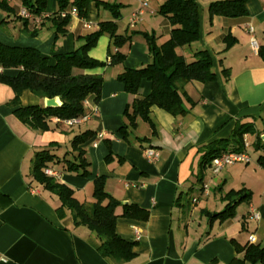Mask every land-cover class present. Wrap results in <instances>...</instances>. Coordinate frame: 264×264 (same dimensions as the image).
<instances>
[{
    "label": "crops",
    "instance_id": "obj_1",
    "mask_svg": "<svg viewBox=\"0 0 264 264\" xmlns=\"http://www.w3.org/2000/svg\"><path fill=\"white\" fill-rule=\"evenodd\" d=\"M101 1L117 4L119 12L125 4L121 0H91L87 16H71L67 35L58 39L49 20L39 26L34 37L21 30L15 34L12 26L15 21L23 23V20L16 14L8 15L0 10V41L32 46L46 56L70 52L81 44L78 36L96 30L98 21L115 20L109 9L97 5ZM212 1L215 0L197 2L200 35L191 44L209 50L217 79L184 85L183 89L194 104L187 103L189 110L181 118L153 108L151 117L157 135L151 136L148 124L138 123L136 134L150 138L144 145L158 152L155 160L145 157L137 140L126 143L115 132L122 123L125 106L133 100V95L124 90L116 75L124 68L141 67L150 61L144 32L157 36L158 43L168 37L169 26L165 20L149 19L155 15L157 7L154 9L148 5L144 8L141 14L144 16L142 19L140 16L133 26L129 25V17L139 9L138 0L125 17L119 15L121 21L117 23V34L131 36L130 41L120 48L125 58L118 65L106 64L100 68L101 97L94 101L90 96L85 101L86 112L96 103L97 115H90L80 124L66 126L59 123L55 130L33 131L14 116L6 103L12 97V91L8 86L0 85V264H114L98 254V241L93 235L82 226H73L69 213L63 218L57 216L55 208L59 202L52 194L30 184L29 169L35 148L56 142L62 146L58 151L61 154L69 147L72 136L86 129L95 131V136L86 145L91 175H71L62 172L60 165H53L50 169L60 182L74 189L79 201L92 202L93 178L105 175V189L112 196L149 210L145 221L123 217L116 220V232L127 240L136 241L134 250L137 256L132 264H227L234 256L242 255L235 252L231 238L245 244L249 235H253L255 242H264V169L258 165L254 172L261 182L258 186L261 196L251 197L245 210L238 209V205L230 220L214 222L210 226L206 217L208 229L203 227V231L198 232L199 227L198 230L191 228L195 223L200 225L198 219L204 211L214 212L199 207V195L208 193L201 191L191 196L202 185L197 181L198 146L229 136L237 119L255 120L264 112V61L250 48V34L245 28L246 24H251L254 37L259 45L264 46V0L247 1V14L234 18L211 15L208 4ZM21 8L17 15H20ZM56 8V1L48 0L45 12L53 13ZM150 9L154 12L149 13ZM106 10L110 14H106ZM227 33L235 36L237 42L224 51L223 37ZM114 50L111 39L103 34L90 55L107 63L108 51ZM179 52L186 59L191 58V49L183 47ZM222 68L230 71L227 79L222 76ZM3 71L6 74L16 72L15 69ZM150 88L151 83L144 80L139 93L146 95ZM20 102L23 106L43 104V99L25 90ZM98 133L105 135L98 137ZM106 140H109L113 154L123 158L122 162H117L116 157L106 162ZM241 187L249 189L250 184L240 180L230 189ZM184 195L190 197L191 202H187V206H175L177 197H180V203ZM251 207L257 217L251 215Z\"/></svg>",
    "mask_w": 264,
    "mask_h": 264
},
{
    "label": "trees",
    "instance_id": "obj_2",
    "mask_svg": "<svg viewBox=\"0 0 264 264\" xmlns=\"http://www.w3.org/2000/svg\"><path fill=\"white\" fill-rule=\"evenodd\" d=\"M48 0H20L22 8L29 11L33 17L42 16L39 24L30 19L17 15L23 20L22 32L29 37L36 36L39 26L45 20L51 22L56 39L67 35L71 16V8H76L80 17L85 18L91 0H55L56 11L45 12ZM249 0H215L208 4L211 15L221 17H240L247 14L246 3ZM118 17L117 4L105 1L99 2ZM97 4V5H99ZM0 10L6 14H14L13 6L8 0H0ZM65 13V16H62ZM156 13L164 17L169 26L167 39L157 42V36L144 32V39L150 61L141 67L124 68L116 75V79L123 84L124 90L133 95V100L127 104L122 113V123L117 128L116 134L126 143L132 144L131 139L138 141L144 148L148 137H139L136 128L140 121L148 124L151 136L157 135L155 123L151 117L153 108H159L175 118L184 116L194 101L185 92L184 85L190 82H207L217 79L213 66V58L209 50L204 47L196 48L191 53V58L186 59L179 52L185 45L197 41L200 35L199 7L196 0H163L157 7ZM44 14L46 16L44 17ZM103 34L111 39L115 48L108 51L107 63L90 55L99 37ZM81 44L70 52L55 53L52 56L42 54L32 46L6 44L0 41V85L8 86L12 97L6 102L12 108L14 116L33 131L55 130L59 124L55 118H78L86 113L85 101L92 96L94 101L101 97L102 78L100 68L106 64L115 66L123 62L125 53L120 50L122 45L129 42L131 36L117 34L115 20H100L98 28L78 38ZM224 51L237 42V38L230 33L223 37ZM258 55L264 61V46L259 45ZM15 69V74H6L3 70ZM222 76L227 79L230 71L221 69ZM149 81L151 88L148 94L141 95L139 88L142 81ZM28 90L39 99L58 97L61 105L58 108H47L42 103L21 105V93ZM264 125V112L260 116ZM262 133H264V128ZM254 136L253 145L259 154L256 158L257 165L264 169V141L257 132L254 121H241L237 119L235 126L227 137L212 139L198 146L200 153L197 181L202 182L201 175L210 167L214 157L224 152L245 151L244 136ZM95 136V131L86 129L74 134L69 142V147L58 154L61 144L49 142L35 148L30 162V184L41 187L42 190L52 194L59 202L55 212L59 218L66 213L72 218L73 226L84 227L98 241L97 252L103 258L110 259L114 264H132L137 253L134 250L136 241L121 237L115 229L116 220L120 217L145 221L149 217V210L135 203L123 202L112 196L106 189L107 176L98 175L93 178L92 202L79 201L74 189L60 182L54 175L45 173L53 165H60L61 171L79 176L91 175V162L88 158L86 145ZM107 141L108 153L106 162L117 158ZM204 186L198 187V193L203 192ZM251 190L241 187L237 190L230 189L224 194L225 203L221 210L204 211L207 223L211 226L214 222L222 223L232 219L236 214L237 206L242 202H249ZM188 195V193L186 194ZM180 197L175 200V206L191 202V198ZM183 203V204H181ZM208 231V230H207ZM237 254L227 264H264V242H250L240 244L234 238L230 239ZM208 264H212L211 262Z\"/></svg>",
    "mask_w": 264,
    "mask_h": 264
},
{
    "label": "rangeland",
    "instance_id": "obj_3",
    "mask_svg": "<svg viewBox=\"0 0 264 264\" xmlns=\"http://www.w3.org/2000/svg\"><path fill=\"white\" fill-rule=\"evenodd\" d=\"M122 2H124L125 4H123V7L120 8V16L122 15L123 17L126 16L127 12H131L133 10L134 7V1H129V0H121ZM163 0H149L148 5L154 9H156V7H158L159 3H161ZM197 2H203V1H207V0H196ZM10 4L13 6L15 14H18L17 10H19L20 8V0L18 2V0H11ZM100 6H102V4H99ZM104 10V9H102ZM106 14H110L109 10L105 11ZM113 14V13H112ZM118 15V17H114L116 24L120 23V19L121 17ZM144 16V15H143ZM141 16V19L142 17ZM152 18H157V19H164V17H162L160 14L155 13L154 16H150L149 19ZM23 27V23H21V21H15L14 26H12V30L15 34H18L20 30H22ZM194 44V43H193ZM185 45L184 48H189L192 51H194L196 49V45ZM201 48V47H198ZM112 49V47H111ZM254 121L255 127L257 129V132L259 134L262 133L264 125L263 122L260 118H256ZM263 134H261L262 136ZM244 140L247 143V148L245 149V151L248 153L249 157H250V161L248 163H244V162H235L231 165H225L218 173H214L211 167H207L203 174L201 175L202 178V185L204 186L205 189H207L208 191V195L205 194H201L199 195V201H200V205L199 207H205L210 211H219L223 208L224 206V199H222V197H224V194L226 192H228L230 190L231 187H233V184H236V182H239L240 180L242 182H247L250 184L249 189L251 190V197L257 198L258 195L261 196V193L258 190V186L260 185V180H258V176L256 175V173L254 172V170L256 169L257 163H256V158L258 156V154L260 153L259 150L255 149V146L253 145V140H254V136L251 134H248L246 136H244ZM198 195V192H193L191 194V196H195ZM185 195L183 196V198L185 199ZM240 207L238 209H242L245 210L247 207V202H242L239 204ZM205 214L201 215V219H198L200 222V225L196 226L197 223H195V225H191L192 229H196L198 230L199 227V231H203V227L207 228V223H206V216H204ZM197 220V221H198ZM205 229V230H207Z\"/></svg>",
    "mask_w": 264,
    "mask_h": 264
},
{
    "label": "built area",
    "instance_id": "obj_4",
    "mask_svg": "<svg viewBox=\"0 0 264 264\" xmlns=\"http://www.w3.org/2000/svg\"><path fill=\"white\" fill-rule=\"evenodd\" d=\"M140 6L139 9L133 13H131L130 17H129V25L133 26L135 25L139 19L141 14L144 12V8H148V0H138ZM154 11L152 9L149 10V13H153ZM19 14L27 19H30L31 21H33L35 24H39L43 17L42 16H35L33 17V15L27 11L24 8H21L19 11ZM70 16H78L77 10L76 8H71L69 13ZM46 16V14H44V17ZM62 16H65V13H62ZM88 27V25H86ZM245 28L247 30V32L250 34V39H249V45L250 48L252 49V51L254 53H258V49H259V43L257 41V39L254 37L253 33H254V29L253 26L251 24H246ZM0 72H2V68L0 67ZM90 115H97V105L96 103H93L91 105V109L89 112H86L83 116L78 117V118H70V119H60V118H55V122L62 123L66 126H72L75 124H80L83 121L87 120L89 118ZM103 135H105L104 133H98L97 136L98 137H102ZM113 136L110 135V139H112ZM93 146H96V143H93ZM245 147L247 148V143H245ZM143 153L145 155L146 158L150 159V160H155L158 158L159 154L158 152L153 149V148H144L143 149ZM250 161V157L248 155V153L246 151H242V152H224L216 157H214L211 161V165L210 167L212 168L214 173H218L225 165H231L235 162H244V163H248ZM45 173L48 175H54V172L51 169H46ZM203 192L204 193H208L207 189L203 188ZM195 200V199H193ZM250 213L251 215H253V217H257V212L254 210V208H250ZM135 234L138 235L137 230H135ZM250 242H255V237L253 235H249L248 237Z\"/></svg>",
    "mask_w": 264,
    "mask_h": 264
},
{
    "label": "water",
    "instance_id": "obj_5",
    "mask_svg": "<svg viewBox=\"0 0 264 264\" xmlns=\"http://www.w3.org/2000/svg\"><path fill=\"white\" fill-rule=\"evenodd\" d=\"M43 105L47 108H58L61 105V101L58 97L44 98ZM261 139L264 141V134L261 136Z\"/></svg>",
    "mask_w": 264,
    "mask_h": 264
}]
</instances>
